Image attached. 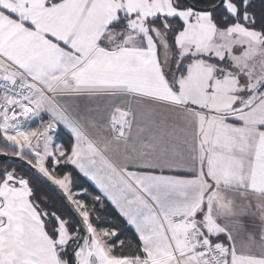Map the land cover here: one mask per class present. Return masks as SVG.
<instances>
[{
    "label": "snow or ice",
    "instance_id": "6c2138e0",
    "mask_svg": "<svg viewBox=\"0 0 264 264\" xmlns=\"http://www.w3.org/2000/svg\"><path fill=\"white\" fill-rule=\"evenodd\" d=\"M0 264H264V0H0Z\"/></svg>",
    "mask_w": 264,
    "mask_h": 264
}]
</instances>
